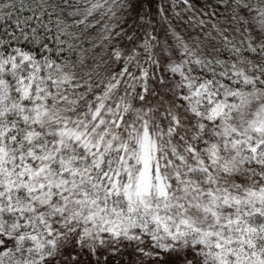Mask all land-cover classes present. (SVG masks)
<instances>
[{
    "label": "snow or ice",
    "instance_id": "6c2138e0",
    "mask_svg": "<svg viewBox=\"0 0 264 264\" xmlns=\"http://www.w3.org/2000/svg\"><path fill=\"white\" fill-rule=\"evenodd\" d=\"M0 264H264V0H0Z\"/></svg>",
    "mask_w": 264,
    "mask_h": 264
}]
</instances>
